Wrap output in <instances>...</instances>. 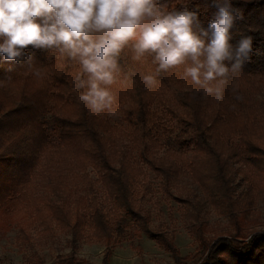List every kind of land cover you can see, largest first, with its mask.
<instances>
[{
	"label": "trees",
	"instance_id": "16d2710c",
	"mask_svg": "<svg viewBox=\"0 0 264 264\" xmlns=\"http://www.w3.org/2000/svg\"><path fill=\"white\" fill-rule=\"evenodd\" d=\"M230 2L237 17L230 30V44L235 50L243 37L250 36L252 50L240 72L228 77L222 100L204 96L199 86L185 77L190 62L157 75L153 56L134 60L129 46L119 57L120 74L111 86L113 111L131 138L129 154L136 150L155 175L167 182L175 164L171 157H175L200 190L202 198L190 190L196 214L189 217H193L191 229L199 241L202 264H264V231L244 233L239 224L245 211H236L245 208V203L239 207L233 197L234 172L242 175L254 196L264 193V99L259 98L264 94V0ZM156 3L166 4L168 11L197 12L205 29L218 12L212 0ZM24 52L19 61L6 60L0 53V233L14 226L18 239L25 243L32 226L38 224L45 231L59 228L71 233L74 240L94 239L107 247L123 239L127 230L130 236L139 228L150 233L133 198V183L145 172L124 151H110L108 133L116 128L109 124V114H92L78 101L82 91L76 88L80 65L66 55L31 46ZM29 57L34 64L31 69ZM233 62L225 64L231 67ZM36 68L39 77L33 74ZM145 75H153L155 85L146 87ZM165 115L177 118L172 139L188 151L175 153L168 148L161 157H147L145 142L160 146L153 130L160 128ZM47 116L50 130L45 123ZM89 168L96 174L94 180L89 177ZM69 174L83 180V195L71 196L70 188L59 182ZM38 177H50V186L58 196L39 193L44 182ZM97 186L104 203L110 205L108 209L99 200ZM205 202L228 213L234 231L206 235V224L194 222L199 220L197 213ZM237 238L247 241L238 242ZM160 241L176 254L170 239L160 234ZM51 264L86 262L70 253L57 256Z\"/></svg>",
	"mask_w": 264,
	"mask_h": 264
},
{
	"label": "clouds",
	"instance_id": "9594fccd",
	"mask_svg": "<svg viewBox=\"0 0 264 264\" xmlns=\"http://www.w3.org/2000/svg\"><path fill=\"white\" fill-rule=\"evenodd\" d=\"M212 3L218 12L205 29L197 12L168 11L156 0H0V53L19 61L31 46L77 62V99L95 115H116L111 86L129 46L134 60L153 56L157 75L190 62L185 77L220 101L230 74L249 58L252 37H243L233 50L230 30L237 17L231 2ZM225 61L234 62L228 67ZM33 65L29 57L28 67ZM33 74L41 75L38 68ZM143 83L152 87L156 78L145 75Z\"/></svg>",
	"mask_w": 264,
	"mask_h": 264
},
{
	"label": "rangeland",
	"instance_id": "374dc122",
	"mask_svg": "<svg viewBox=\"0 0 264 264\" xmlns=\"http://www.w3.org/2000/svg\"><path fill=\"white\" fill-rule=\"evenodd\" d=\"M259 98L264 99V94H260ZM176 120L177 118L168 115L163 116L160 128L153 130V138L160 146L147 140L145 156L161 157L168 148L175 153L188 151V148H180L172 139L177 132ZM108 122L116 128L108 133L112 142L110 151H124L130 161L145 172L139 182L133 183V198L151 232L146 233L139 228L136 235L130 236L127 230L123 239L113 241L107 247L104 242L94 239L74 240L71 233L59 228L48 232L38 224L32 226L29 239L22 243L20 242L22 240L18 239L17 228L12 226L4 234L0 233V264H51L57 256L70 253L84 260L86 264H202V256L198 253L199 241L191 229L193 217H189L191 213L196 214V209L191 203L190 190L202 198L200 190L190 180L182 164L173 156L171 159L175 164L172 166V178L167 182L156 176L148 167L147 161L139 158L136 150L129 154L132 141L119 116L109 115ZM45 123L50 130L52 124L49 116L46 117ZM89 177L92 180L96 178L95 172L90 168ZM37 179L41 180L40 177ZM42 182L44 184H41L39 193L50 197L58 196L50 186L52 184L50 177L41 180ZM59 182L70 188L71 196L84 193L83 180L78 176L70 174L65 178L62 176ZM233 184L235 187L233 197L238 200L239 207L245 203V208L236 211H245V219L239 224L244 233L264 231V193L254 196L252 191L247 189L246 181L239 172H234ZM96 190L99 200L108 209L110 205L104 203L98 186ZM197 214L199 220H193L206 224L204 230L206 235L216 237L224 235L227 231H234V224L228 213H222L219 208H214L208 202L200 207ZM160 234L171 240L176 254L160 241ZM235 240L247 241V239L243 241L242 238Z\"/></svg>",
	"mask_w": 264,
	"mask_h": 264
}]
</instances>
